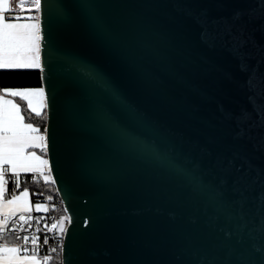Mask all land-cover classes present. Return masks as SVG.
Instances as JSON below:
<instances>
[{
	"label": "water",
	"instance_id": "95a60500",
	"mask_svg": "<svg viewBox=\"0 0 264 264\" xmlns=\"http://www.w3.org/2000/svg\"><path fill=\"white\" fill-rule=\"evenodd\" d=\"M42 22L61 260L264 264V0H42Z\"/></svg>",
	"mask_w": 264,
	"mask_h": 264
},
{
	"label": "snow or ice",
	"instance_id": "6c2138e0",
	"mask_svg": "<svg viewBox=\"0 0 264 264\" xmlns=\"http://www.w3.org/2000/svg\"><path fill=\"white\" fill-rule=\"evenodd\" d=\"M47 3V0H43ZM24 9L23 0L18 5ZM30 14L21 16L15 14L14 6L10 0H0V70H28L39 69L41 73L51 71V65L45 51L49 48L50 40L47 39L48 32L44 29L42 22V0H31V8L27 10ZM202 39L207 43L212 38L207 31H202ZM227 35L231 37V32ZM235 39V38H233ZM81 75L96 80L99 73L93 66L83 63L80 68ZM43 78V77H42ZM107 87V82L100 84ZM0 95V237L6 232L15 234L19 241L18 246H9L8 243H0V264H42L38 258L41 231V221L45 216H32V212H40L42 205L33 204L32 196H42L40 192H30L28 187L21 190V175L31 174L33 181L38 176L49 182L52 174V162L49 154L50 134L49 128L45 126L43 132L32 122L31 114L39 117L44 114L45 109L50 110V102L45 87L38 89H10L3 88ZM17 98L21 102H17ZM112 103L117 109L123 108V102L114 95ZM29 115H26L25 113ZM112 122L119 127L115 116L109 114ZM127 135L126 132H124ZM136 141L135 137H128ZM234 161L230 160L229 164ZM56 183L55 180L51 181ZM14 184V190L10 192L9 184ZM52 200L51 196L47 197ZM47 212V208L43 209ZM67 213L61 217L59 222H53L49 226L44 223V244H48V232L58 229L61 238L68 234L64 227V221L71 226L74 214L65 209ZM35 221V232L37 235H20L33 231ZM11 222V227H10ZM27 225V228H25ZM19 226V231H17ZM57 248H51L52 253ZM53 256L45 254L43 261H52ZM60 264H65L63 260Z\"/></svg>",
	"mask_w": 264,
	"mask_h": 264
},
{
	"label": "trees",
	"instance_id": "16d2710c",
	"mask_svg": "<svg viewBox=\"0 0 264 264\" xmlns=\"http://www.w3.org/2000/svg\"><path fill=\"white\" fill-rule=\"evenodd\" d=\"M41 86V75L39 69H28V70H0V90L3 88H40ZM18 102L19 99L17 98ZM22 103V102H21ZM26 115H29L27 112ZM29 122H33L37 127L41 128L43 132L46 126V111L44 114L37 117L35 114H31V119ZM51 177L49 175V182H43L41 179H36L33 181L30 175L21 177V190L24 187H28L30 192H44L47 196H51V203L54 205V210L60 218L65 216V210L63 208L62 201L57 193L56 187L51 182ZM10 192L14 190V184H9ZM34 202L37 201L38 196H32ZM67 221H64V226ZM9 238H3L2 241ZM61 253L53 256L52 261L44 262V264H60Z\"/></svg>",
	"mask_w": 264,
	"mask_h": 264
},
{
	"label": "built area",
	"instance_id": "2783aa9c",
	"mask_svg": "<svg viewBox=\"0 0 264 264\" xmlns=\"http://www.w3.org/2000/svg\"><path fill=\"white\" fill-rule=\"evenodd\" d=\"M28 175H30L31 179H33L31 174H28ZM22 176H25V175H22ZM36 179H41L43 182H45L42 176H38ZM47 197L48 196L44 192H42V196H38V199H37V201L42 203L45 206V208H47V212L46 213L44 211L42 212L33 211L32 212V216L34 217L35 216H45V220L41 221V225H40L41 227V231L39 233L40 242H39V247L37 249L38 257L41 259H43V256L45 254H49L52 256L60 254L61 249H62V244H63V238H61L58 234H55V233H58L59 224H58L57 229L51 230L50 232L47 233L49 236L48 244L47 245L44 244V239H45V230L43 228L44 223H48L50 226L51 223L59 222L60 220V217L57 216L54 210V205L51 203V201L47 200ZM10 227H11V222H10ZM25 228H27V225H25ZM34 228H35V221H33V231L27 232V233H20V235L28 234L31 236H35L37 235V233L35 232ZM17 231H19V226H17ZM3 238H9L11 240L2 241ZM5 242L8 243V245H13V246H18L20 243L19 241L15 239V234L11 232H6L2 237H0V243H5ZM53 247H56L58 249L56 253L51 252V248Z\"/></svg>",
	"mask_w": 264,
	"mask_h": 264
},
{
	"label": "crops",
	"instance_id": "0c3cea01",
	"mask_svg": "<svg viewBox=\"0 0 264 264\" xmlns=\"http://www.w3.org/2000/svg\"><path fill=\"white\" fill-rule=\"evenodd\" d=\"M20 2H21V0H10V4H12L13 6H14V10H15V14H17V15H21V16H25V15H28V14H30L27 10L29 9V8H31V0H23V3H24V9H21L18 5L20 4ZM28 89H38V88H28ZM3 94V92L2 91H0V95H2ZM18 102V101H17ZM29 122V121H28ZM33 123V122H32ZM35 125V124H34ZM36 126V125H35ZM23 175V174H22ZM21 175V176H22ZM23 190V189H22ZM31 202L33 203V204H35V203H40L39 201H36V202H34L33 201V199H32V197H31ZM41 205H42V210L40 211V212H42V211H44L43 209L45 208V206L42 204V203H40ZM4 241H9L8 239H5ZM9 246H13V245H9ZM39 258V257H38ZM40 260H41V262H42V264H44V261H43V259H41V258H39Z\"/></svg>",
	"mask_w": 264,
	"mask_h": 264
},
{
	"label": "rangeland",
	"instance_id": "374dc122",
	"mask_svg": "<svg viewBox=\"0 0 264 264\" xmlns=\"http://www.w3.org/2000/svg\"><path fill=\"white\" fill-rule=\"evenodd\" d=\"M14 89H26V88H14Z\"/></svg>",
	"mask_w": 264,
	"mask_h": 264
}]
</instances>
